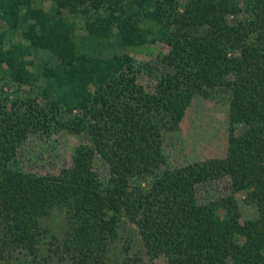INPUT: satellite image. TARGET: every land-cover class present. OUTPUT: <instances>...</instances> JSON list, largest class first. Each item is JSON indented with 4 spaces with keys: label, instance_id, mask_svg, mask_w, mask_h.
<instances>
[{
    "label": "trees",
    "instance_id": "1",
    "mask_svg": "<svg viewBox=\"0 0 264 264\" xmlns=\"http://www.w3.org/2000/svg\"><path fill=\"white\" fill-rule=\"evenodd\" d=\"M44 1L0 0V77L31 90L8 98L0 88V259L35 254L41 217L60 206L67 264H103L121 223L135 226L150 258L123 264H264V0ZM155 41L168 48L149 65L158 74L146 90L136 79L144 64L125 49ZM38 51L48 56L36 61ZM222 91L225 155L155 172L162 134L192 94ZM194 124L213 141L220 118L200 111ZM57 126L87 140L55 173L26 169L19 145ZM146 175L145 186L129 181ZM221 175L245 191L251 217L240 221L232 192L196 199L197 183Z\"/></svg>",
    "mask_w": 264,
    "mask_h": 264
},
{
    "label": "rangeland",
    "instance_id": "2",
    "mask_svg": "<svg viewBox=\"0 0 264 264\" xmlns=\"http://www.w3.org/2000/svg\"><path fill=\"white\" fill-rule=\"evenodd\" d=\"M183 0H179L182 3ZM37 4L46 5L47 1L34 0ZM3 26V24H1ZM168 46L161 41H155L142 45L129 46L125 49L132 55L136 63L144 64L137 72L136 79L144 89L152 90L158 68L152 70L151 66H158L161 52ZM48 54L38 51L36 61ZM0 88L3 95L13 98L14 95L31 93L28 86L18 84L9 77H0ZM229 93L222 91L217 98L204 96L194 92L186 105L178 127L175 130H165L162 134V151L165 162L159 164L155 172H159L164 166H179L187 162L201 160L209 157H221L226 153L227 137L229 131L228 122ZM200 111L215 114L220 118V127L217 130L215 140L206 141L204 136L198 135L195 128V120ZM238 129V127H236ZM87 135L82 130H76L65 126H57L49 133L29 132L18 147V156L23 166L34 172H57L62 166L69 163L70 154L74 145L80 141H86ZM94 167L100 175L107 172V164L99 156L94 159ZM151 175L132 178V184L140 183L145 186ZM195 195L198 201H205L227 193H233L240 211V221L253 215L252 206L246 201L244 190L233 191L228 175L202 181L195 186ZM40 222L45 228V233L38 245L35 254L17 252L9 257L0 259V264H67L68 259L61 245L66 232V212L60 206H55L47 214L41 217ZM141 256L149 261V256L144 252L136 228L131 223H121L117 234L109 243L103 264H123L124 260ZM155 264H162V257L153 259Z\"/></svg>",
    "mask_w": 264,
    "mask_h": 264
}]
</instances>
